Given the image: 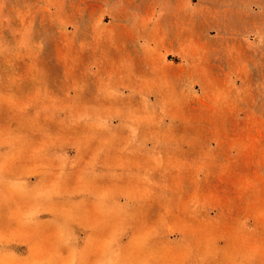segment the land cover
Here are the masks:
<instances>
[{"label": "rangeland", "instance_id": "obj_1", "mask_svg": "<svg viewBox=\"0 0 264 264\" xmlns=\"http://www.w3.org/2000/svg\"><path fill=\"white\" fill-rule=\"evenodd\" d=\"M0 264H264V0H0Z\"/></svg>", "mask_w": 264, "mask_h": 264}]
</instances>
